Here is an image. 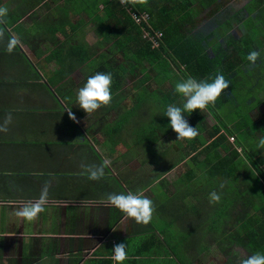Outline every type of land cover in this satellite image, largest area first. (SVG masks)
<instances>
[{"label":"crops","instance_id":"0c3cea01","mask_svg":"<svg viewBox=\"0 0 264 264\" xmlns=\"http://www.w3.org/2000/svg\"><path fill=\"white\" fill-rule=\"evenodd\" d=\"M69 2H0L8 9L0 24V121L9 113L13 117L9 131L0 133V264H117L112 250L119 243L127 245L122 264H194L188 248L190 202L177 196L183 206L175 210V190L166 185L189 159L174 165L143 161L137 138L110 137L107 126L117 119L116 111L103 106L87 114L76 104L88 79L78 67H64L67 76L55 73L56 57L68 51L64 39L84 43V27L95 23L72 10L75 0ZM12 38L19 43L9 54ZM70 110L78 123L69 118ZM159 139L151 145L157 156L171 148L158 152ZM174 144L171 149L179 150ZM105 160L110 164L104 177L87 179L82 165ZM47 181L44 211L33 221L18 217L19 208L40 198ZM129 192L153 201L149 224H137L107 200L111 193Z\"/></svg>","mask_w":264,"mask_h":264},{"label":"trees","instance_id":"16d2710c","mask_svg":"<svg viewBox=\"0 0 264 264\" xmlns=\"http://www.w3.org/2000/svg\"><path fill=\"white\" fill-rule=\"evenodd\" d=\"M69 1L71 0H63V4L70 3ZM75 1V6L71 5L73 11L85 13L95 19L94 24L98 27L95 30L97 43L88 47L81 40L71 44L72 38H65L63 44L68 46V51L56 57L60 70L55 73L67 76L70 72L65 71L64 67H78L82 76L87 78L98 72L111 73L112 100L111 105L105 108L116 111L117 119L107 126L110 137L115 141L126 139V136L131 141H134V137L137 138L135 142H142L137 144V151L144 155L143 150H149L148 157L142 159L148 163L159 160L164 165H174L186 158L190 165L191 162H197L194 169H190L187 162V169L172 182L175 197L196 199L193 194L200 195L198 204L194 205H201L205 211L208 210L212 221L209 230L215 233L214 243L218 244L217 249L222 250L221 244L228 243L242 246L249 256L264 254V168H261L264 165V149L256 147L259 139L264 137V112H253L256 109L253 105L257 107L261 104L264 108V48L257 51L260 54L258 65L252 70L244 71V65L249 63L247 55L253 50L256 51L254 41L261 32L258 29L264 25V0H250L245 5L249 17L241 23L245 34L239 38H232L223 29L225 26L230 29V17L225 18L221 24L212 22L213 28L206 34L195 25L197 15L194 6L197 4L208 10L212 20L221 3L219 0H148L147 5L136 6L121 5L120 0ZM168 3L169 6H166ZM99 5H102L101 9ZM255 12L259 17L258 24L253 22L251 16ZM143 31L149 32V37L158 44L157 47L152 48L150 40L141 39ZM155 31L162 39L154 36ZM213 31L217 35H212ZM217 36L223 39L227 50L220 49L215 38ZM104 46L108 47L105 51L102 50ZM208 49L211 55L208 54ZM125 50L131 54L127 55ZM117 52H123L130 64L129 69L123 66L114 68L113 56ZM143 63H147L146 68L142 67ZM137 65L141 67L140 75L143 74V77L137 81L135 87L141 90L135 94L132 107L123 108L119 104L128 94L123 92L122 72L133 74ZM173 66L177 72L173 70ZM217 74H223L230 85L214 106L209 105L206 108L216 124L206 129L201 124L199 115L195 113L196 110L191 114L184 113L189 125L196 127L198 131L195 139L184 140L188 150L174 151L167 148L159 156L154 154L151 145L157 142L158 136L173 135L177 138L173 130L166 133L163 127L165 123L170 124L169 118L164 115L167 106L171 104L182 107L183 97L175 92L176 83L188 76L198 81L210 82ZM155 84L160 87L157 90L164 93L162 97L152 93L156 89L149 88ZM165 85L171 89L169 87L167 90ZM144 105L158 112L159 125L158 122L146 124L140 120L144 119L140 116L146 111L143 110ZM221 106L224 108L222 114H215L214 107ZM203 131L208 133L212 141L201 136ZM221 131L224 133H220ZM132 134L136 135L132 137ZM225 134L234 138V146L241 148L249 160H244L235 150L230 151L232 148L227 144ZM175 143L181 148L178 141ZM199 149L201 150L197 152ZM218 149L227 155L221 156ZM192 154L194 155L191 157ZM203 154L204 160H199L198 157ZM195 170L198 171V176ZM199 172L206 173L209 179H204L203 185L194 190L190 180L199 176L202 178ZM213 191L220 195L219 203H209V194ZM238 229L241 232L237 233ZM205 230L207 231L206 227ZM239 262V259L236 261L232 257L227 264Z\"/></svg>","mask_w":264,"mask_h":264},{"label":"rangeland","instance_id":"374dc122","mask_svg":"<svg viewBox=\"0 0 264 264\" xmlns=\"http://www.w3.org/2000/svg\"><path fill=\"white\" fill-rule=\"evenodd\" d=\"M6 0H0L1 4H3ZM10 1V0H8ZM250 0H219V2H221L219 4V8L217 11V14H215L214 16H212V20L210 17V13L208 10H205L203 8H201L200 6H198L197 4L194 6L195 7V15L197 19V23H195L196 26H199L200 30L203 32V34H206L210 31L211 28H213V24L214 23H220L224 21L225 18H232V25L230 27V29H228L227 26H225V28L223 27L224 31L226 29V32L228 34L231 35L232 38H239L240 36L245 34V28L241 25V23L243 21H245L248 17L249 14L246 11L245 5L248 4ZM170 3L165 4L166 6H169ZM99 8H102V5H99ZM127 10H129L127 8ZM252 18H253V22L255 23H259V17L258 14L252 13ZM261 25V23H260ZM98 27L95 26V24L93 25H87L84 27V29H86L85 35H84V40H85V44H92V43H97V36L95 33V30ZM195 28V27H194ZM262 28H264V25L262 24L261 27H259L258 30H261V32L259 33V36L257 37V39H255L254 41V47L256 48V51L261 50L264 48V31H262ZM88 29V30H87ZM195 30V29H194ZM194 30L192 32H194ZM86 31H89V33H86ZM156 32V31H155ZM153 33L154 36L160 37V39H162V36L158 35V33ZM212 35H217L216 31L212 32ZM217 38V41L220 45V49L224 50L226 49L225 47V43L223 41V39H221L220 37H215ZM83 39V38H82ZM141 39L144 40H150V42L152 43V48L157 47V43L152 41V38L149 37L148 34H143V36H141ZM88 40V41H86ZM124 44H126L125 41H123ZM108 47L104 46L102 48L103 51H105ZM227 50V49H226ZM127 55H130L131 52L125 50ZM208 54L211 55V51L210 49L207 50ZM114 68H117L118 66H123L126 69H129L130 64H128V61L125 59L123 52H117L116 54H114ZM95 60V59H94ZM143 61H141L142 63ZM258 60L256 61V63L254 65L247 63L246 65H244V71H249L252 70L253 68H255L256 65H258ZM137 69L133 72V74L130 73H123L122 72V80H123V92L126 93V95L128 94V97L123 100L122 102V107L123 108H130L132 107V103H133V99L135 98V94L139 93V91L141 89H137L135 86H137V81L143 77V74H141V67L139 65H137ZM147 63H143L142 67L146 68ZM119 68V67H118ZM117 68V69H118ZM182 69H185L184 66H182ZM173 70L175 72H177L176 67L173 66ZM121 71V70H120ZM149 72L151 74V71H146ZM120 73V72H119ZM211 82V81H210ZM159 85H161V83H157ZM157 86V88L155 87ZM149 86V88H154L156 89V92L153 91L152 93L155 94L157 97H162L164 95V93L158 91L157 89H160V87L158 85L155 84ZM166 89L168 90V88L170 86L165 85ZM171 89V87H170ZM155 104V103H154ZM111 105V104H110ZM211 106H214L213 104H210ZM145 107L143 108V111L140 116L143 117L144 119H140L143 120L144 123L149 124L150 122H158L157 125H159V122L157 120V114L158 112L155 110H153L150 106L148 105H144ZM156 106V104L154 105ZM253 108H256L253 110V112L257 113V111L259 112H264V108L261 106V104H259L257 107H255V105H253ZM147 110H149L147 112ZM222 110H224V108L221 107H214V112L217 115H221L222 114ZM98 113V111L96 112ZM95 113V114H96ZM196 114L199 115V119L201 120V124L206 126V129H210L212 125L216 124V120H214L213 116L207 113V110H196L195 112ZM194 113V114H195ZM115 119V116H113L112 120ZM170 124L165 123L163 125L164 130L167 133H170L172 131L171 127L169 126ZM224 133V131H221L220 133ZM127 134V132H126ZM136 134H132V137L135 136ZM226 135V134H225ZM201 136L203 138H205L207 141H212V138H209V135L207 132L203 131L201 133ZM227 136V135H226ZM217 137V136H216ZM232 137H228L227 136V144L230 145V147L232 149H230V151L235 150L239 156H243L244 160H249V157H247L245 154H243L241 148L234 146V138ZM126 140L131 142L129 139H127L126 136ZM175 141L177 142H181L182 147L180 148L181 151H185L188 150L186 148V144L184 142V140H177V138H175V136L173 135H167V136H160V139L158 141V143L156 144L155 148L158 149V152L162 149H164L166 146L171 145L172 149H176V145L174 144ZM201 149H199L197 152H199ZM144 155H142L143 158H147L148 157V152L149 150H143ZM217 152L221 155V156H225L227 155L225 152H223V150L218 149ZM196 154V153H194ZM192 154L191 157L194 155ZM205 156L200 155V157H198L199 160H204ZM197 162H188L187 164L190 165V169H194L196 166ZM261 168H264V165L261 166ZM187 169V166H179L175 171H173V173L171 175H169L170 177L168 178L169 180L167 181L166 185H170L180 174H182L184 172V170ZM196 174V176H198V171L195 170L194 171ZM201 173V172H199ZM201 176H199V178H195V179H191L190 180V184L193 186L194 190L198 189L199 187H201L203 185V180L206 179L208 180L209 177L206 175V173H201ZM167 179V178H166ZM199 179V180H198ZM166 181V180H164ZM191 196V195H190ZM200 195L197 194H193V197L196 199H193L192 197H186L185 198V202L190 204L188 205L189 211H191V215L192 218L190 220L189 223H187L188 225V230L190 231V236H189V249L191 250V254H192V262L194 264H200V263H204L205 264H227L228 260L231 259L232 257H234V259L236 261L241 260L242 258H246L247 253L245 252V250L243 249L242 246L239 245H234V244H228L225 243L224 245L221 244L223 246L222 250L220 251V249H217V245L215 242V233L214 232H210L209 228L212 224V221H210L209 218V212L208 210L205 211V208L202 207L201 205H194V204H198V197ZM174 205H175V210L180 209L183 204L182 203H178L177 202V197L174 200ZM187 207V206H186ZM209 218V219H208ZM231 222V221H230ZM233 223V222H232ZM205 227L207 228V231L205 230ZM187 230V229H186ZM237 233L241 232L239 229L236 231ZM218 240V239H217ZM217 243H219L218 241H216ZM230 245V246H229ZM219 250L220 253H212V252H217ZM212 251V252H211ZM231 252H234L233 254ZM230 253V254H229ZM208 255V256H207ZM195 259V261H193ZM190 264H192L190 262Z\"/></svg>","mask_w":264,"mask_h":264},{"label":"clouds","instance_id":"9594fccd","mask_svg":"<svg viewBox=\"0 0 264 264\" xmlns=\"http://www.w3.org/2000/svg\"><path fill=\"white\" fill-rule=\"evenodd\" d=\"M120 3L124 6L147 5L148 0H120ZM7 13L8 9L0 6V24L6 23L4 18L7 16ZM3 39L4 29L0 28V41H3ZM18 43L19 41L16 38L10 39L6 45L7 52L11 54ZM259 55V52L253 50L247 55L246 59L250 64L254 65ZM111 84V73L98 72L88 77L87 82L77 92L76 104L87 114H91L99 108L109 105L112 100ZM229 85L230 82L225 79L223 74H217L211 82L206 80L198 81L194 77L188 76L187 79L176 83L175 92L183 97L182 107L170 104L167 106L164 115L169 118V126L177 134V140H192L198 136L197 128L189 125L184 113L191 114L197 109L202 111L210 104L214 105L221 94L228 89ZM68 116L71 120L78 123L71 110L68 111ZM12 122L13 117L9 113L0 121V133H7ZM256 147L257 149H264V137L259 139ZM109 164L110 162L105 160L99 166L82 165V168L87 179L98 181L104 177L105 168L109 167ZM50 187L51 181L45 182L41 189L40 198L19 208L16 215L27 221L35 220L44 211V204L47 202ZM220 199V195L215 191L209 194L210 204L219 203ZM107 200L111 206L125 214L126 217L134 219L137 224L147 225L152 220L154 212L153 201L144 196L143 193L129 192L126 195L111 193L108 195ZM126 247L125 243L114 245L112 259L117 264H122L127 259ZM239 264H264V254L256 253L247 256L246 258H242Z\"/></svg>","mask_w":264,"mask_h":264},{"label":"built area","instance_id":"2783aa9c","mask_svg":"<svg viewBox=\"0 0 264 264\" xmlns=\"http://www.w3.org/2000/svg\"><path fill=\"white\" fill-rule=\"evenodd\" d=\"M136 22H139L138 19H136ZM149 32L148 31H143V34H148ZM149 35V34H148ZM160 35V34H159ZM153 42H155L154 40H152ZM232 139V138H231Z\"/></svg>","mask_w":264,"mask_h":264}]
</instances>
